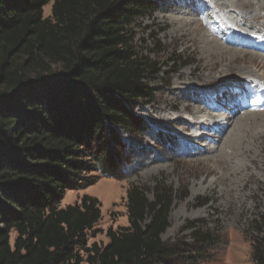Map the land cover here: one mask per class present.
<instances>
[{"label":"trees","instance_id":"obj_1","mask_svg":"<svg viewBox=\"0 0 264 264\" xmlns=\"http://www.w3.org/2000/svg\"><path fill=\"white\" fill-rule=\"evenodd\" d=\"M156 8L152 0H0V264H173L161 239L173 192L163 184L153 201L127 190L128 226L108 229L103 246L88 244L102 219L97 199L59 207L67 191L93 182L90 173L125 177L132 155L119 130L146 131L134 107L151 100L145 79L158 72L135 34ZM256 222L264 228V212ZM251 262L264 264L263 239L252 243Z\"/></svg>","mask_w":264,"mask_h":264},{"label":"rangeland","instance_id":"obj_2","mask_svg":"<svg viewBox=\"0 0 264 264\" xmlns=\"http://www.w3.org/2000/svg\"><path fill=\"white\" fill-rule=\"evenodd\" d=\"M152 1L157 3L156 10L138 21L135 34L137 49L157 60V74L145 79L155 92L148 103L140 102L134 107V114L146 124V131L131 136L118 129L132 155L124 178L90 173L88 179L93 182L67 191L59 207L79 203L83 196L97 199L102 219L88 244L103 246L108 243V229L128 226L127 190L137 187L148 201H153L154 188L163 184L173 192L168 227L161 235L164 247L172 252L173 264H252V243L255 239L264 240V228L256 222L259 213L264 212V166L258 160L252 164L245 157L247 172L241 175H249L250 179L241 189L236 188L235 178L229 175L241 167L235 149L228 150L232 155L222 165L207 160L222 154L220 148L232 130V120L264 114V104L252 109L259 100L264 102V64L252 63L249 55L238 56L222 77V62L216 61L212 69L205 66L210 64L209 59L193 45L195 36L188 33L197 28L198 35L202 33L234 53L264 58V53L258 51L259 46L264 50V42L260 44L264 41V0H228L233 3L228 8L221 7L225 0ZM50 10L51 3L44 7L43 17H49ZM174 18L178 20L175 22ZM208 92L218 95L219 107L212 108ZM203 108L209 112L203 119L212 121L209 130H199V134L190 127L189 120ZM226 127L220 136L218 133ZM198 134L199 139L193 138ZM262 135L259 142L264 146ZM163 137L174 140L173 150ZM261 156L264 154L257 159ZM222 175L228 180H218ZM210 183L213 184L208 187ZM194 233L206 234L208 240L197 244ZM14 237L11 234V245Z\"/></svg>","mask_w":264,"mask_h":264},{"label":"bare ground","instance_id":"obj_3","mask_svg":"<svg viewBox=\"0 0 264 264\" xmlns=\"http://www.w3.org/2000/svg\"><path fill=\"white\" fill-rule=\"evenodd\" d=\"M221 4H222L221 7L228 8L229 5H231L233 3L232 2L230 3L228 0H225V2L221 3ZM176 20H178V18H174L173 19V21H175V22H176ZM198 33H199L198 29L194 28V29H189V33L188 34H190L191 37H193V35L195 36L194 39H192L193 45H195L200 50V53L202 54L203 57L209 59L210 64L206 63L205 66L207 65V67H210V69H212V68H214L213 66L216 65V63H217L216 61L219 60L220 62H222L223 65L221 67V71H220V74H219L220 76H222V75H224V74L229 72V70H230L229 66H231V64L234 61H236V58L238 56H242L244 58V56L249 55L250 56V61L252 63L255 62V63H259L260 65L264 64V58H260L257 55L255 56L254 54H244V53L242 54V53H238V52L234 53V51L232 52V50H230V48H226V47L222 46L221 44H220L221 45L220 46L218 43H214L215 42L214 40H212L213 41L212 42L204 34L201 33L200 35H198ZM247 35H249V34H247ZM196 36H198V38H196ZM251 39H253V38H251ZM259 40H261V39H259ZM263 42L264 41L261 40L260 44L262 45ZM260 47L261 46H259V50L258 49L257 50L262 52V53H264V50L261 49ZM254 49H255V47H254ZM231 53H232V55H231ZM224 62H225V64H224ZM241 72H242V70H241ZM222 77H224V76H222ZM235 85L236 84H233V87H235ZM258 103H259L258 106L257 105L256 106H252V109H253V107H259V106L264 104V102L260 101V100H259ZM196 113H198V115ZM202 113L205 114L203 117L200 116V114H202ZM208 113L209 112H206V110H204V108H203V110L201 112H195L194 117H192L189 120L190 123L192 124V126H190V125L189 126L194 128V129L196 128V131L199 134H200L199 130H201V132L203 130H209V128H210V123L209 122L212 121V120L208 121V120L203 119L205 116L208 117ZM250 116L252 118H258L259 117L258 119H260V118L261 119L260 120H257V119L256 120L255 119L252 120L250 118ZM250 116L248 115V116H246V118L236 117L234 120H232L233 121L232 125H234V126L231 125L232 130L229 132L228 136L226 137V141L224 139V141H225V142L223 141L224 145L222 143L223 146H221V148H220V149H222L220 151V152H222V154H220V155L218 154L217 156L207 160V161H211V163L212 162L214 164L221 163V165H222V163H224L227 160V158H230L231 155H232V153H229L228 150H230V148L235 149L236 152L239 153V155L237 156V159H238L239 163H241L240 164L241 167L235 168V170L232 171L233 172L232 174H231V172H230V174L229 173L228 174L235 178V181H233V182H234V184H236V188H237V186H239L241 189H243L246 186V184L249 182V179H250L249 175H246V176L245 175H241L242 172H247V162L246 163L244 162V158L245 157L248 158L249 161L252 162V164H253L254 161L258 160V164L261 163V166L262 167L264 166V156H261L262 159H257L261 155V153L264 154V146L262 144H260V142H259V139H261L263 137L262 134H264V114L258 113V114H254V115H250ZM176 120H183V118L176 117ZM207 121H208V123H207ZM222 121H224V120H222ZM190 123H188V124H190ZM227 127L222 129V130H220V132L218 134L220 136L222 134H224L226 129H227ZM199 134L195 135L193 138L199 139L200 138ZM245 142H246V145L244 144ZM252 143H253V147H251ZM247 146H249V147H247ZM223 148H224V151H223ZM234 155H235V153H234ZM239 157H241L243 160L239 159ZM233 158H235V157H233ZM258 164L256 165V167H259ZM256 167H255V169H257ZM232 169H234V168H232ZM212 174H213V172H212ZM239 174H240V176L237 177L236 175H239ZM218 178H219L218 180H221L222 182H225V180L226 181L228 180L227 179L228 177L226 178V175H222L221 177H218ZM212 184L213 183H210L208 185V187H211Z\"/></svg>","mask_w":264,"mask_h":264}]
</instances>
